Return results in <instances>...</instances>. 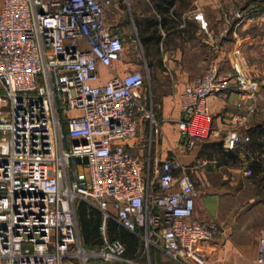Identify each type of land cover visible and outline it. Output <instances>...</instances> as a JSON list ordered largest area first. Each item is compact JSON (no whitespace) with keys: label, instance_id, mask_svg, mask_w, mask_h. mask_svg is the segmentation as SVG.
I'll use <instances>...</instances> for the list:
<instances>
[{"label":"built area","instance_id":"2783aa9c","mask_svg":"<svg viewBox=\"0 0 264 264\" xmlns=\"http://www.w3.org/2000/svg\"><path fill=\"white\" fill-rule=\"evenodd\" d=\"M129 9V0H123ZM112 0H0V264H137L125 246L107 236V222L134 233L179 264H215L198 247L217 237V226L193 218L197 191L182 166L160 162L153 171L126 150L146 119L155 124L145 73H112L99 84L98 67L112 70L125 41L107 24ZM212 59L207 70L179 95L177 129L188 150L217 133L208 99L238 94L222 137L233 151L249 140L259 84L233 53L220 70L216 55L228 28L245 11L232 9L219 34L202 12H194ZM131 25L136 31L134 22ZM136 35V32H135ZM132 42L143 50L138 38ZM138 50V49H137ZM79 159L85 171L73 173ZM148 161L150 157L148 156ZM264 173V159L259 160ZM252 175V170H245ZM101 214L99 247L83 245L76 202ZM264 264V229L255 262Z\"/></svg>","mask_w":264,"mask_h":264},{"label":"crops","instance_id":"0c3cea01","mask_svg":"<svg viewBox=\"0 0 264 264\" xmlns=\"http://www.w3.org/2000/svg\"><path fill=\"white\" fill-rule=\"evenodd\" d=\"M141 2L145 5L149 0H141ZM177 2L169 10L167 15L169 22H167L166 27H161L160 25L158 27V31H161L163 37L171 32L170 34L173 36L170 37L173 38V44H175V51L171 58L167 60V64H165L166 74L171 78L169 88H167L168 93L163 97L161 103L156 106L155 124L151 125L148 120L142 119L138 125L137 135L125 145V148L138 157L144 167L147 168L149 165L151 171L160 162L171 159L179 166L175 171V175L181 173L180 167L183 166L191 179L195 177L198 180V185L195 189L197 197L194 201L193 218L200 222L217 223L221 228V234L215 241L204 243L198 247V251L207 261L215 264L252 263L256 259L258 233L261 229H264V222L261 218L262 203L253 204L252 195H250L253 191V183H250L251 186L248 187L245 184L241 186L239 183L242 176L251 178V176L245 175L246 168L241 171L239 167H230L229 164L234 163L237 165V163H240L249 167L255 157L243 149L242 146L245 143L239 145L234 150L237 153L235 159L226 158V161L218 162L219 168L222 167L225 171L232 173L231 175H223L220 178L219 185L212 181L211 176L216 173V170L213 169L216 161L214 159L210 160V157L207 159L209 156L207 154L211 152L210 145L222 142L229 117L235 110L234 103L238 99V94H231L227 100L213 97L208 99L211 125L217 133L211 134L207 139H198L193 149L188 150L186 148L185 139L180 135L176 125V120L181 117L179 95L187 85L205 73L213 58L208 44L204 41V34L200 30L198 22L192 18V14L194 12H202L212 31L213 29H222L223 22H220L222 11L220 12L219 6L212 4V0H193L192 9L184 11L180 16L176 17L172 12L174 8H177ZM112 3L106 13L115 8L113 0ZM213 8H216L215 11L218 14L214 19L210 16L209 11V9ZM128 11L130 16H132L130 5ZM134 13L137 17L145 15L144 12L134 11ZM249 23H252L251 19L242 24L241 27L243 28L244 25ZM116 24L114 26H118L117 22ZM160 42L162 44V40ZM225 43H227V37L224 38L221 50L216 55V61L219 63L220 70L223 71L231 67L233 60L227 55ZM226 62L227 67H225ZM135 66L132 61H129V58L124 57L123 53L122 60L112 64V70L102 66L98 67L100 75L98 83H105L112 73L123 76L132 70H136ZM140 71L145 73L143 70ZM253 118L251 119L252 125L263 120L261 118L254 122ZM237 130L241 134L247 133V130L242 128H237ZM148 156L150 161H148ZM260 159H264V155H261ZM258 174L259 176L262 175L260 172ZM193 183L195 186V181ZM151 249V253L149 251L147 253L142 243L140 254L137 257H128L126 255L127 249L125 257L137 264H148L145 260H149L151 254L157 264H179L165 257L158 249L153 247ZM107 264L123 263L111 262Z\"/></svg>","mask_w":264,"mask_h":264},{"label":"rangeland","instance_id":"374dc122","mask_svg":"<svg viewBox=\"0 0 264 264\" xmlns=\"http://www.w3.org/2000/svg\"><path fill=\"white\" fill-rule=\"evenodd\" d=\"M113 2L115 4V8L106 13V22L112 26L117 25L116 22L118 23L115 32L120 33V35H122L124 38V57L126 56L129 58V61H132L136 65V70H143L145 72V89L150 95L153 105L154 118H156V106H158L161 103L163 97L167 95V88H169V84L171 82L170 76L166 74L165 64H167V60L171 58L175 51L173 38L170 37L173 35L170 34V32L169 34H165L166 36L163 37L161 31H158L161 35L162 44L160 42L155 46L145 45L139 37L138 24L134 19L133 13L134 11L144 12V14L147 13L146 6L141 2V0H129V5L132 10V16H130L128 6L123 0H113ZM192 2L193 0H184V4L179 3L177 5L178 11L183 13L184 11L191 10L193 7ZM212 4L219 6V9H221L220 12L222 11L220 22H223L224 15H227V13L232 9L245 11L247 14V18L242 23L237 25L233 24L228 28L224 35V38L227 37V43H225L224 46L228 52L227 55L230 56V59L233 58L232 56L235 50L239 51V54H237L236 57L238 59L240 58L239 60L245 68V74L259 84V94L257 100L258 109L254 115L253 121L256 122L261 118L264 119V0H212ZM215 10L216 8L209 9L210 16L213 19L218 15L217 11ZM129 19L133 20L136 31H134L133 27L131 26V20ZM250 19L252 23L244 25L242 28V24ZM212 31L214 34H219L221 32L219 29H213ZM162 37L164 38V41ZM133 38H138L143 50V55L141 52H138L140 51L139 46L132 42ZM222 43H224V39ZM165 56H167V59ZM225 67H227V62ZM207 155H209L207 159L210 157V160L214 159L216 161L214 164L215 168H213L216 170V173H213L211 176L212 181H215L214 183L219 185L220 178L223 175H231L232 173L225 171V169L222 167L219 168L218 162L221 160L219 159L217 153L212 154L209 152ZM229 165L230 167L232 166L234 168L239 167L241 171H243L244 168H246V170L248 168L250 169V167L240 163H237V165L234 163ZM239 175L242 176L241 173H239ZM192 179L195 181L196 189L198 180L195 177ZM239 183L241 186L245 184L247 187L251 186L250 183L254 184L252 194L250 195H252L251 198L253 199V204H256L257 202L262 203L261 218L264 222V188H262L261 185L258 186L259 182L257 177L245 178L242 176L240 177ZM214 224L217 226L219 233L215 238L216 240L221 234V228L217 223ZM145 261L148 264H157L153 255H150L149 260L147 259Z\"/></svg>","mask_w":264,"mask_h":264},{"label":"trees","instance_id":"16d2710c","mask_svg":"<svg viewBox=\"0 0 264 264\" xmlns=\"http://www.w3.org/2000/svg\"><path fill=\"white\" fill-rule=\"evenodd\" d=\"M176 2L178 4H184V0H149L148 3H145L147 8V13H145V15L137 17L133 13L134 19L138 24L139 37L145 45L155 46L160 43L161 35L158 32V27L159 25L161 27H166L167 22H169L167 15L171 7L176 5ZM172 13L176 17L181 14L177 8H174ZM246 134L249 137V140L242 147L245 151L255 157V160L249 165L252 170L251 177H257L259 182L258 186L261 185V187L264 188V173H262L259 163L261 155H264V119L255 125L251 124V127L247 130ZM210 148L211 153H217L222 162L226 161V158H236V151H224L222 142L219 144H211ZM70 164L73 173L85 171V166L81 164L79 159H73ZM259 172L262 173L260 177L258 174ZM76 215L80 238L83 245L88 248L99 247L102 243L99 231L101 225L100 212L86 202L78 200L76 202ZM107 236L110 240H120L124 244L125 249H127L126 255L128 257L135 258L140 254L143 242L139 240L134 233L120 227L112 220L107 222ZM151 250L152 249L150 248V253Z\"/></svg>","mask_w":264,"mask_h":264}]
</instances>
